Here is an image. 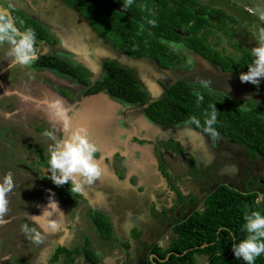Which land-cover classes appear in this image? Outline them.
<instances>
[{
    "label": "flooded vegetation",
    "instance_id": "1",
    "mask_svg": "<svg viewBox=\"0 0 264 264\" xmlns=\"http://www.w3.org/2000/svg\"><path fill=\"white\" fill-rule=\"evenodd\" d=\"M58 1L63 7L74 9L83 19L89 32L92 34L90 35L93 36L92 38L89 37V40H86L87 43L89 42V45H99V52H104L106 50L110 52L109 54H112L111 59H109L110 61L102 60L96 63L97 67H95V65H89L91 62L88 60L89 57H86L88 53H86L87 46L85 47V44H82L83 46H77L76 43L70 45L67 42L70 48L78 49L79 47V52H77L79 56L77 57L83 56L82 58H84L85 64L80 63L77 68L81 70V73L87 80V84L80 83L70 76L76 81L75 83L72 85L61 83V87L56 86L52 89L56 91L55 93L61 95L63 93L64 96L68 95L71 99L84 98V96H92L101 93L106 95L110 101L122 105L121 109L118 110V116L115 117L119 119L121 123L125 124L127 128L123 129V132H120L121 134H118L119 132L116 134L113 147H106V149L99 151H113L109 157L104 158V164L107 165L108 170L113 172L117 181H125L129 186L133 187L132 191L126 193L121 198L125 200L123 202H126L127 207H134L135 204L137 206L140 204V206H138L140 212L146 213L147 211V221L139 220L138 218L132 219L134 230L137 229L139 231L138 236H135L134 233L131 234V240H134L135 245L138 246L136 253L138 264L151 263L149 259L151 255L157 258L152 250L155 248L161 250L164 248V245L166 249L169 242L175 237L173 229L185 222L193 214L202 213L206 207V202L214 197L216 193L221 192L227 194L228 197L231 198L230 201H232L233 197L237 203L241 201L244 202V204L246 203L245 200L253 195V208H264V158L262 155H259L256 151L250 150L241 144L235 143L228 135L222 132H220L221 138L219 140L210 137L205 134L202 129H198L193 125L189 126L193 131L191 133H185V121H177L163 125L155 123L145 115L148 104L162 98L169 88L175 85L177 86L178 83H182L189 89L190 93L200 92L212 100V102L216 103V105H229L235 111L245 113L255 112L257 116L264 117V109L260 105V102H264V78L260 79L259 86L247 82L242 83L239 80V75L242 72L248 71L247 65L250 64L253 59L250 54L251 49H240L236 47L238 54L225 55L223 52L216 49L219 45L220 38L216 36L215 38H218L217 45L214 44L215 41L212 43V47L223 57L234 61V63H239L240 59H242L243 51H245V55L249 58V62H245L244 64V69H236L235 67L232 70H226L206 60L191 48L184 46L181 41L160 38L159 41L170 49L177 58V60L169 62L165 66H161L160 63L150 57L132 58L126 56L119 48L113 46L110 41L104 40L98 36V34L92 30L87 20L78 13L74 6H67L62 0ZM57 6L58 4L56 7ZM9 12L11 13L12 11ZM20 14L23 17L28 16L22 13ZM27 18L30 19L29 17ZM33 21L39 24L47 35L46 40H39L38 42L45 45V43L48 44L49 42L55 41V46L60 50L64 48L58 39H55L49 27L42 26L38 23L37 19H33ZM79 26L78 28L81 29V35L78 36L77 42L81 41L80 38L83 34L87 35L88 33L85 28L81 25ZM227 37L230 38L231 35ZM178 45L181 47L177 48L176 46ZM65 52L67 55L69 54L67 50H65ZM46 54L53 55L51 57H59L61 55L58 51L55 52L49 49ZM105 62L125 65L133 71L140 90L143 94L145 93L143 103H126L111 97L104 90L93 94L87 93L88 90H92L97 83L102 81L104 75L103 64ZM183 63L191 64L193 67L191 72L178 73L173 70V67ZM87 64L92 67L87 68ZM138 64L150 65V73L147 72V74H144L143 71H139L136 68ZM92 69L96 71L93 72ZM188 76L191 78L192 83H196V85L199 84L200 79L198 78H205L211 82L210 84L216 86L219 84L216 83V80L220 82L223 81V88L220 87L221 90H223L225 86H227L228 81H230L231 88L222 91L224 96H214L213 94L206 93L204 90H199V85L195 87L196 85L194 86L192 83L189 84L186 79ZM144 81L147 83L150 82L153 86V90L148 87ZM225 81L227 82L225 83ZM65 87H67L66 90ZM81 90L82 93H80ZM234 97L242 101L244 109L237 108L236 104L232 102ZM7 101L8 104L10 103L9 105L13 104L12 101L8 99ZM127 112L131 114L134 112L135 115L129 118ZM113 113H116L115 109L111 111L112 116ZM94 116H96V114H94ZM111 121L113 122L112 119ZM38 124L40 125L42 122L39 120ZM99 127L98 125L97 128ZM4 128L5 127H3V129ZM115 129L119 130L116 127ZM56 132L57 131L54 130L55 134ZM13 133L16 138L17 132L13 130ZM56 136L58 137V135ZM98 152L96 154V159L100 156ZM145 159L147 160V165L143 166L141 164L145 169H137V160L142 162V160ZM44 165L45 164L40 165L41 168L45 169ZM46 173L47 176L45 178L48 180L49 173L47 171ZM28 181H31L30 177ZM96 184L97 182L93 185L95 186ZM38 185L43 188L42 191L51 194L45 189L41 179ZM68 186L70 187V183H68ZM26 194L27 191L24 193L25 199L27 196ZM53 197L57 202H62L57 197ZM41 198L42 196H39L38 200ZM112 198H115L114 195H112ZM143 198L147 200L144 203L142 202ZM107 200L112 201L109 196ZM83 202L87 204V206L84 205ZM30 204L32 203L29 202V205ZM64 204H66L64 205L66 206L65 212L70 211L72 215L85 214L89 217L91 212H100L99 209L101 208L99 205L103 207L104 202L101 200L98 202L99 205L97 203L90 204L81 194L71 193L68 204ZM101 210L103 211V209ZM72 222L74 223V227L69 228L77 231L78 227L76 223L74 221ZM150 226L153 228L152 231L154 235L146 239L145 234ZM141 236H143L145 240L141 239ZM127 244L129 245L127 246L128 249L131 245L129 242H127ZM75 248L76 247H73L70 250L67 248L63 249L72 251ZM71 255L78 257L77 254ZM71 255L70 258L74 259ZM61 260L64 261L63 256ZM82 260L86 261L84 257ZM151 260L154 262L156 259L151 258Z\"/></svg>",
    "mask_w": 264,
    "mask_h": 264
},
{
    "label": "trees",
    "instance_id": "2",
    "mask_svg": "<svg viewBox=\"0 0 264 264\" xmlns=\"http://www.w3.org/2000/svg\"><path fill=\"white\" fill-rule=\"evenodd\" d=\"M67 6H74L89 23L92 30L104 40L110 41L126 56L132 58L150 57L161 66L177 60L173 52L162 44L159 39L181 41L206 60L219 67L232 70L244 69L248 56L243 51L239 63L228 60L216 51L207 37L219 27L213 25L228 22L235 24L234 18L228 17L223 11L208 8L196 0H134L133 5L125 10L123 0H62ZM145 7H141V6ZM17 21V26L32 27L37 34L36 40H46V32L32 19L23 17L20 13H10ZM156 21L153 27L148 23ZM23 21V25L19 22ZM213 23V24H212ZM222 31V30H220ZM224 32V31H223ZM226 34V32H224ZM228 35V34H226ZM218 38L214 44L217 45ZM233 47H237L235 44ZM32 67H44L60 74L72 76L76 81L87 84V80L77 67L51 56H40ZM104 75L88 94L104 90L111 97L126 103H143L144 94L139 84L128 68H123L112 62L103 64ZM203 102L197 107V97L190 93L182 83L169 88L164 96L153 101L146 107L145 115L157 124L166 125L177 121H187L195 115L204 121V113L210 112V106L216 105L203 94ZM218 110L217 124L219 132L228 135L235 143L256 151L264 158V117L255 112L245 113L235 111L229 105H216ZM196 127L195 125H193ZM202 129V128H198ZM47 168V163L44 165ZM49 176H50V172ZM45 189L64 203L69 202L70 190L68 184L57 187L50 179L41 178ZM217 196V197H215ZM206 202V207L200 214H193L185 222L173 229L175 237L164 250L153 249L158 259H167L155 264H194L196 256H205L206 264H245L235 257L232 245L245 238L242 231L243 216L246 211L264 208H253V195L244 202L237 203L224 193H216ZM89 219L102 240H109L111 227L103 215L91 212ZM89 243L84 240L81 250L75 248L67 251L57 248L52 256L55 261L58 256L64 257V262H71L70 255L80 253L89 263L97 264V260L88 249ZM178 255V256H175ZM151 264V263H149ZM264 264V255L255 261Z\"/></svg>",
    "mask_w": 264,
    "mask_h": 264
},
{
    "label": "rangeland",
    "instance_id": "3",
    "mask_svg": "<svg viewBox=\"0 0 264 264\" xmlns=\"http://www.w3.org/2000/svg\"><path fill=\"white\" fill-rule=\"evenodd\" d=\"M13 1H19V0H13ZM13 1L0 0V7L8 9V11L17 12L14 11L13 9L14 6L11 5ZM47 1H49L51 5L60 4L58 0H47ZM197 1L199 2V4L205 2L204 5L207 6L208 8L221 10L228 17L234 18L235 24H230L228 22H224V24L222 25L217 23L216 24L212 23L213 25L218 26L219 29L215 30L213 34L209 35L207 37L208 38L207 41L212 44L216 41L215 38L216 36L220 37L219 45L216 47L217 50L223 52L225 55H234V54L236 55L238 54L237 48L240 49L246 48L250 50L251 48L257 46L256 41L259 36V33L261 31H264V12H262L261 9L259 8V6L261 5L264 7V0H197ZM257 2L258 5L259 4L261 5L257 6L256 5ZM53 12L54 10L48 12L46 16L52 15ZM87 31H88L87 35L83 34L82 37L80 38L81 41L76 42V45L83 46L82 44H85V47L87 46L86 53L88 54L86 57H89L88 60H90L91 62L89 65H95V67H97L96 63H99L102 60L110 61L109 59H111L112 57L111 56L112 54H109L110 52L106 50L104 52H99L98 51L99 45L91 46L88 44L89 42L88 43L86 42V40H89L90 38L93 37L91 36L92 34L89 32V30ZM223 31L226 32V34L231 35V37L228 38L227 37L228 35H226ZM68 33L65 35H68ZM73 38H78V36H75ZM66 39L68 41L69 38ZM38 44L39 45L36 44L37 53H39L41 49L44 47L45 50L49 49L55 52L58 51L61 55L59 54L60 56L55 58L59 60L63 59L62 61L66 62L68 65L72 67H79L78 65L80 63L85 64L84 58H82L83 56L77 57L79 56L77 55V52H79V47L78 49H74V51L72 52L68 51L69 54L67 55L65 52L66 49L61 48L60 50L57 46H55L56 45L55 41L49 42L48 44L45 43V45L41 42H39ZM234 44L237 46V48L232 46ZM68 47L70 48V46ZM0 51H2V49H0ZM42 55L43 56L45 55V51L42 53ZM89 65L87 64L86 67L87 68L92 67ZM117 65L123 68L130 69L125 65H119V64ZM3 66H4L3 64L2 66H0V179H2V177L6 173L11 172L13 174L16 187L13 189L12 193H10L8 197L10 200V205H9L10 212L8 216L5 217V219L8 222L5 223L3 226H0V237L3 238L4 236H6V233L9 230L11 233L13 231L14 233L13 235H11L12 244L7 245L8 249L16 248L15 254H17V251L25 254L26 252L24 251H29L32 245H31V240L27 239L25 234L21 231V226L24 224H28L24 222V221H28L26 220V218L30 219L31 216L37 215L38 210L36 206L37 207L42 206L45 207L44 209H46L49 203V199L47 198L50 197L52 198L51 194L42 191L43 188L40 185H38L40 179L42 177L45 178L47 176L46 171H44V169L41 168L40 165L47 163V158H48L47 149H48V145L52 143V141L50 139L48 140V138L44 136L43 133L45 132L46 129L51 131L55 130L57 131L55 135H58V138L63 137L61 126L58 124H54L50 119L47 106L42 107V111H41L40 109L38 110V107L36 106L37 103L42 104L44 102H47L46 99L51 100L54 97L62 98L65 101L66 105H70L72 107L73 112H76L78 110L81 111V110L89 109L91 110L90 112L91 114L94 113L99 118L103 117L104 119L101 120L102 122L101 127L102 126L105 127L106 125L107 119L104 115L108 114L109 116V114H111V110L109 108H106L105 105H102L101 107L100 105L97 107L96 105H94L91 107V105H89V103L86 101V98H88V96L86 97L84 96V98L82 97V98L71 99V97H69L68 95H67L68 97L66 95L64 96L63 93L62 95L59 93H55L56 91H54L52 88H55L56 86L61 87V83L65 85H72L73 83L76 82L70 76L62 75L53 70H44L48 73L47 75H45L44 73L39 74L35 72L34 75L32 74L33 79H31L32 83L30 86H27L25 84L20 85L17 82L18 81L17 76L19 74L17 73L18 71L16 69H9L7 71L5 69L2 70ZM136 68L139 71H143L144 74L145 73L147 74V72L150 73L151 71L150 65L147 66L145 64H138ZM192 68L193 67L191 66V64L183 63L176 67H173V70H175V72L178 73H183V72L188 73L191 72ZM92 71L95 72L96 70L92 69ZM10 72H12L13 74ZM186 79L189 84L192 83L191 78L189 76L186 77ZM198 79L201 80L203 78H198ZM23 80L25 79H23L22 77V80L20 81ZM203 80L206 79L204 78ZM144 82L148 87L152 89L153 86L150 82L148 83L146 81ZM226 82L227 81H225V83ZM216 83H219L218 86L210 84L208 88H204L200 86V83L197 85H199L198 86L199 90L201 91L204 90L206 93H209L211 95L213 94L214 96H224L222 91L231 88L230 81H228L227 86H225L223 90L220 89V87L223 88L222 86L223 81L220 82L219 80H216ZM192 84L194 86L196 85V83H192ZM197 85L195 87H197ZM66 89L67 87H65V90ZM80 93H82V90L80 91ZM22 96L28 97L29 99L27 100L22 99L21 98ZM105 98H107V96H105ZM7 99L9 101H12L13 103L15 102L18 103L16 105L15 104L9 105L10 103L9 104L7 103L8 102ZM232 100H233L232 102L236 104L237 108L244 109V105L242 101H239L237 97H234ZM104 101L108 103L107 100ZM260 103L258 104H260L264 109V102H260ZM121 106H122L121 104H118L110 100H109V105H107V107H114L116 111V113H113L112 116L114 118L112 119L113 122H110L107 125L108 128L110 126H113L112 133L115 136L118 132H119L118 134H121L123 132V129L127 128L125 124L121 123L120 120L116 118L118 116L117 115L118 110L121 109ZM127 113L129 114V118H131L132 115H135L134 112L133 114L129 112ZM96 116L93 115V117L91 118L93 122ZM39 120L42 122V124L40 125L38 124ZM98 125H100V123L97 124L96 122V126ZM114 126L119 130L115 129ZM3 127L5 128L3 129ZM13 130L17 132L16 138H15V134L13 133ZM98 130H100V128ZM101 131L105 132V135H107V131H105L104 129ZM107 136L110 138L109 140L111 141L115 140L112 134L110 133V131H108ZM90 139L92 138L90 137ZM29 177L31 178V181H28ZM26 191H27L26 194L27 196L25 199L24 193ZM45 194L47 197L46 200L44 197L43 201H37L39 196H43ZM104 198L107 200L106 195L104 196ZM29 202H31L32 204L29 205ZM47 210L52 211V214L55 215V210H51V209H47ZM55 216L57 219L55 218L54 220H56L58 223L63 222V220L60 218V215H55ZM70 216L73 217L71 213ZM82 216L84 217L86 215L83 214ZM65 221H66L65 226L67 228L74 227V223L71 220H65ZM80 223H82V221H80ZM80 225L83 226L82 224ZM29 227L34 228L31 227L30 225ZM14 256L15 259H13L14 262L13 264H19L20 258L22 257L18 258V255H14ZM49 262L51 263L52 261ZM194 264H206L205 257L203 256L195 257Z\"/></svg>",
    "mask_w": 264,
    "mask_h": 264
},
{
    "label": "crops",
    "instance_id": "4",
    "mask_svg": "<svg viewBox=\"0 0 264 264\" xmlns=\"http://www.w3.org/2000/svg\"><path fill=\"white\" fill-rule=\"evenodd\" d=\"M46 1L47 0H19V1H13L11 5L14 6L13 9L14 11H17V13L18 12L22 13L25 16L28 15L27 17H29L32 20L37 19L38 23H40L42 26L49 27L55 39H58V41L61 43L64 49L71 52L74 51L72 47L71 48L68 47L67 42L70 45H74L77 42V38H73V37L80 36L79 34H81L80 33L81 29H79L78 26L81 25L82 27L85 28V30L86 29L88 30L87 25H85L83 19L76 13L74 9L65 8L61 6L62 5L61 3L58 4V6L56 7L57 4L51 5L49 1L47 2ZM204 3L205 2L200 4L204 5ZM256 5L259 6L261 4L258 5L257 2ZM259 8L261 9L262 12H264V7L262 5L259 6ZM52 10H54V12L53 14L52 13L50 14H52L53 16L52 15L46 16V14L48 12H51ZM67 33L68 35H65ZM66 38H69L68 41ZM38 41L39 40H36L37 45H39ZM7 48L8 45H4L0 47V49H2V51H0V66H2L3 64L4 66L2 67V70L5 69L6 71L9 69H16L18 71L17 73H19L18 76L16 75L18 84L20 85L25 84L27 86H30L32 83L31 79H33L32 74L34 75V72L39 74L44 73L45 75L48 74L44 70H50V69L44 67L22 68L19 65H14V66L11 65V58L6 56ZM43 50L45 51L46 54V50L43 47L41 51L38 53V56L42 55V53L44 52ZM47 56H53V55H47ZM22 77L25 80L20 81L22 80ZM100 95L102 97L106 96L104 94H100ZM104 99L105 98H103V100L102 98L101 99L99 98V100H96L92 103V106L96 105L97 107L100 105L101 107L102 105H105L106 108H109L112 111L115 106L107 107V105H109L108 104L109 99L108 98L105 99L107 100L108 103H106ZM17 103L15 102L13 104L16 105ZM92 115H94V113ZM104 116L107 119L105 127L104 126L99 127L100 130H98L99 128H97L96 122L92 121L91 122L92 132L89 133V138L90 137L92 138L91 140L98 146L99 150H104L106 149V147L110 148L113 147L114 145L115 140L112 141L109 140L110 138L107 136L108 131H110L114 139L116 138V136L112 133L113 126H110L111 128L110 127L108 128L107 126L110 122H112L111 121L112 115L109 114V116L108 115H104ZM103 129L107 131V135H105V132L101 131ZM96 130H98L99 132L98 131L96 132ZM98 153H100V155L102 154V152L100 151ZM136 164H137V169H145L143 166L147 165V160L146 159L142 160V162L137 160ZM101 170H102V175L96 181L97 184L95 186L86 185L81 195L90 204H96V203L98 204V202H100L101 200L103 202L105 200L103 207L102 205L98 204L100 208L103 209V211L99 209L100 212L98 213H101L103 215L105 214L104 217L110 224L111 237L109 240L105 241L100 238V236L94 229L93 225L91 224L89 217L86 216L83 217L82 215L79 214L78 215L74 214L73 217H71L70 211L65 212L66 210L65 209L66 206H64L65 204L62 202L60 203L58 202L59 211L63 213V215H61V213L57 214L60 215V218L63 220L62 223H59L60 225L59 229L53 231L48 227L49 219L54 220L56 218L54 214H52L51 217L45 214L40 218L41 222L39 224L35 223L32 217L28 219L24 216L26 220H28L24 222L28 223L31 227L36 228L38 231H41L42 235L44 236V242L42 244L37 245L31 241L32 247L30 248L29 251H24L26 252L25 254L17 251V254H15L16 248L8 249L7 247V245L12 244L11 235H13L14 233L13 231L11 233L9 230L6 233V236H4L3 238L0 237V264H13L14 263L13 259H15L14 255H18V258L22 257L20 258L19 264H91L87 260L83 261L82 260L83 256L80 253L77 254L78 257H74V255H71V257H73L74 259L71 258V262L69 263L61 260L62 259L61 255L58 256L56 261H52L51 258L54 254V251L57 248H67L70 250L71 248L76 247L77 249L81 250L84 243V239L88 240L87 241L89 243L88 249L90 253L94 256V258L97 260V264H138V260L136 259L138 246L135 245L134 240H131V234L134 233L135 236H138L139 231L137 229L134 230L135 228L132 219L138 218L139 220L141 219L147 221L146 218L147 211L146 213L140 212V208L138 207L140 206V204L138 206L135 204L134 207H127L126 202L125 203L123 202L125 200L121 198L126 193L132 191L133 187L129 186L125 181H117L116 177L113 175V172L111 170L102 169V168ZM105 195L107 197L109 196L112 201L106 200L104 198ZM112 195H114L115 198H112ZM136 196L138 197L137 194ZM42 197L43 198L39 199L38 201H43L44 196ZM46 198L47 197H45V200ZM53 198L54 197L52 196V199ZM146 201L147 200L145 198L142 199L143 203ZM83 204L87 206V204H85L84 202ZM42 214L43 211L38 212L36 216H40ZM65 220L74 221L76 223V226L78 227V230L74 231L72 229H69V227L67 228L65 226L66 225ZM80 221H82V223H80ZM80 224H82L83 226H81ZM152 229L153 228L151 226L150 228H148L147 233L145 234L146 239L154 235ZM141 239H143V236H141ZM127 242H129L131 245L128 249L127 246L129 245L127 244ZM163 247L164 248L161 250H164L166 246L164 245ZM49 261L52 262L50 263Z\"/></svg>",
    "mask_w": 264,
    "mask_h": 264
},
{
    "label": "clouds",
    "instance_id": "5",
    "mask_svg": "<svg viewBox=\"0 0 264 264\" xmlns=\"http://www.w3.org/2000/svg\"><path fill=\"white\" fill-rule=\"evenodd\" d=\"M134 3V0H123V8L127 10ZM145 7V6H141ZM23 25V21L19 22ZM153 27L156 26L155 20L148 21ZM36 31L32 27L21 29L17 26L16 19L10 14L8 9L0 7V47L8 45L6 56L11 58V65H19L22 68H30L38 59L36 50ZM257 46L251 48L250 54L252 61L248 64V71L239 75L242 83H251L259 86L260 79L264 78V31L259 33L257 38ZM181 47V46H176ZM202 87L208 88L210 81L199 80ZM197 97V107L203 102V94L194 93ZM29 99L28 97H21ZM251 99V98H249ZM210 112L204 113L203 125L201 120L195 115L190 116L185 121V133H191V125L196 128H202V131L210 137L219 140L220 132L214 127L217 124L218 110L216 105L210 106ZM47 109L50 119L54 124H58L62 128L63 137L58 138L54 131L46 130L43 135L49 138L52 143L47 149V168L44 171L50 172V179L57 187L70 184V192L72 194H82L86 185H93L102 175V170L96 162V154L99 151L98 146L89 138V131L84 125H76L73 127V109L70 105H66L62 98L56 97L47 101ZM16 187L13 174L6 173L0 179V226L8 221L5 219L10 212L9 194ZM54 195V194H53ZM59 211L58 202L51 197L47 208L40 216H31L33 221L40 223V218L47 214L52 216V211ZM244 224L242 231L247 235L239 242L232 245L236 258L242 259L245 264H255L257 258L264 255V213L259 210L246 211L243 216ZM48 227L56 231L60 225L56 220L49 219ZM21 231L26 238L34 244H42L44 236L41 231L36 228H30L28 224L21 226Z\"/></svg>",
    "mask_w": 264,
    "mask_h": 264
},
{
    "label": "water",
    "instance_id": "6",
    "mask_svg": "<svg viewBox=\"0 0 264 264\" xmlns=\"http://www.w3.org/2000/svg\"><path fill=\"white\" fill-rule=\"evenodd\" d=\"M101 93H97V94H95V95H92V96H88V98H86V101L89 103V99H94L95 97H97V96H99ZM54 97V96H53ZM54 98H56V97H54ZM91 99V100H92ZM91 103V102H90ZM36 104V103H35ZM38 105H40V106H38ZM90 105V104H89ZM37 107H38V110L40 109L41 111H42V107H44L41 103H37V105H36ZM91 112V110H81V111H76V112H73V127L74 126H76V125H83V122H86V121H84V119H85V117H81V115L83 114V113H85L87 116H89V113ZM84 118V119H83ZM111 119H114L113 117H111ZM85 120H87V118L85 119ZM78 121V122H77ZM77 122V123H76ZM76 123V124H75ZM86 124V123H85ZM85 126V125H84ZM86 127H87V125H86ZM87 129H88V131H90L91 129H89L88 127H87ZM98 130H96V132H97ZM90 132H92V131H90ZM124 143V142H123ZM103 153L98 157V159H96V162L98 163V165H99V167L100 168H102V169H107V166L106 167H104L105 165H104V162H103V159L105 158V157H109L111 154H112V150L110 151H107V152H105V151H102ZM104 167V168H103ZM70 184H71V182H69ZM44 197H46V194L45 195H43ZM37 208V210H38V212H41V211H44L45 209V207H36ZM59 212L58 211H55V215H57ZM40 222H41V220H40ZM169 256V254H166V256H165V258L164 259H157L154 255H151L150 257H149V259H150V262H151V264H155L152 260H151V258H154V259H156V261H158V262H162V261H165L166 259H167V257ZM175 256H178V255H175Z\"/></svg>",
    "mask_w": 264,
    "mask_h": 264
},
{
    "label": "bare ground",
    "instance_id": "7",
    "mask_svg": "<svg viewBox=\"0 0 264 264\" xmlns=\"http://www.w3.org/2000/svg\"><path fill=\"white\" fill-rule=\"evenodd\" d=\"M152 90H153V89H152ZM99 98H102V100H103V97H102V96H97V97H95L94 99L91 98L92 100L89 99V100H88V101H89V104L92 106V103H93L94 101H96V100H99ZM104 98H105V97H104ZM105 99H106V98H105ZM105 99H104V100H105ZM46 101H48V100L46 99ZM90 102H91V103H90ZM108 104H109V103H108ZM42 105H43V106H47V102L42 103ZM46 110H47V109H46ZM100 114H101V113H100ZM106 115H108V114H106ZM81 117H85V119L87 118V120H85V119L83 118L84 121H86V122H83V125H85V126L87 125V127H88L89 129H92V123H91V122H92L93 120H91V118L93 117V115H92L91 113H89V116H87L85 113H83V114L81 115ZM96 117H98V116H96ZM73 119H74V118H73ZM94 119H95L94 122H97V124H98V122H99V123H100L99 126L101 127V120L104 119V118H103V117H101V118L98 117L97 120H96V118H94ZM77 122H78V121H77ZM77 122H76V123H77ZM76 123H75V124H76ZM85 123H86V124H85ZM146 125H147V124H146ZM143 129H144V128H143ZM147 129H148V128H147ZM90 131H91V130H90ZM90 131H89V133H90ZM144 131H145V130H144ZM147 132H148V131H147Z\"/></svg>",
    "mask_w": 264,
    "mask_h": 264
}]
</instances>
